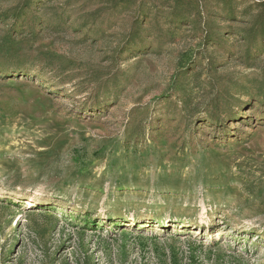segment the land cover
Segmentation results:
<instances>
[{
    "label": "rangeland",
    "instance_id": "rangeland-1",
    "mask_svg": "<svg viewBox=\"0 0 264 264\" xmlns=\"http://www.w3.org/2000/svg\"><path fill=\"white\" fill-rule=\"evenodd\" d=\"M20 1L0 264H264V0Z\"/></svg>",
    "mask_w": 264,
    "mask_h": 264
},
{
    "label": "trees",
    "instance_id": "trees-1",
    "mask_svg": "<svg viewBox=\"0 0 264 264\" xmlns=\"http://www.w3.org/2000/svg\"><path fill=\"white\" fill-rule=\"evenodd\" d=\"M40 0H21L17 6L10 7L8 11H11L8 14H5V18L7 17H25L26 13L29 11L32 5L39 3ZM263 100H260V103H262Z\"/></svg>",
    "mask_w": 264,
    "mask_h": 264
},
{
    "label": "bare ground",
    "instance_id": "bare-ground-1",
    "mask_svg": "<svg viewBox=\"0 0 264 264\" xmlns=\"http://www.w3.org/2000/svg\"><path fill=\"white\" fill-rule=\"evenodd\" d=\"M175 216H176V215H175ZM176 217H177V216H176ZM158 230H159V229H158ZM158 230H157V231H158ZM196 233H197V232H196Z\"/></svg>",
    "mask_w": 264,
    "mask_h": 264
}]
</instances>
